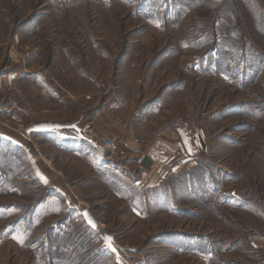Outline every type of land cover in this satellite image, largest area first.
Listing matches in <instances>:
<instances>
[{"label":"rangeland","instance_id":"rangeland-1","mask_svg":"<svg viewBox=\"0 0 264 264\" xmlns=\"http://www.w3.org/2000/svg\"><path fill=\"white\" fill-rule=\"evenodd\" d=\"M195 5L0 0V264H212L219 253L223 259L242 252L234 244L249 224L260 223L241 205L264 207V171L254 156L264 122L228 114L227 102L245 94L219 87L205 71L191 85L193 98L184 97L179 80H190L186 67L203 43L196 41L203 27L192 24ZM177 116L191 123L179 130L193 139L209 127L214 147L198 158L156 157L151 166L124 143L102 156L118 138L106 132L125 130L145 144L143 135L155 140L175 132L152 136ZM44 121L79 123L90 137L73 129L24 131ZM21 134L27 139L18 142ZM86 205L114 233L119 257L86 224ZM185 239L198 242L201 262L180 259Z\"/></svg>","mask_w":264,"mask_h":264},{"label":"crops","instance_id":"crops-1","mask_svg":"<svg viewBox=\"0 0 264 264\" xmlns=\"http://www.w3.org/2000/svg\"><path fill=\"white\" fill-rule=\"evenodd\" d=\"M195 1L196 5L194 10L198 17L197 15L195 16L197 20L196 22H192V24L197 23L203 27V34H197L196 36V41L201 40L203 43L195 46V56L198 58L197 61L191 69L186 67L185 73L187 75L190 74V80H179L180 88L185 89L184 97L187 101L193 98L194 93L191 90L193 86L191 87V85L192 83L199 85L200 78L198 74L205 71V73L211 74L215 80H218L216 83L219 87L223 89H234L238 94H245L244 98H239V100L236 99L232 104H229V102H227V104L226 102L220 103L218 107L213 108L211 115L220 113L218 109L226 104L228 107H230V105L233 106L230 110L227 108L226 112L228 114L242 115L244 117L249 116L253 120L264 122V0ZM189 33L191 34V32ZM188 37L187 33L185 38ZM204 56L210 58V60H205L206 57ZM201 62H204V64H201ZM193 76H195V79H192ZM252 89H258V91L254 93L258 99L256 105H253V98L250 95ZM246 94H248L247 97ZM234 106L239 107L238 112L235 111L236 109ZM222 111L224 112V108ZM191 117L190 115L189 118ZM224 118L226 117H218V119L221 120ZM199 119L200 118H197V120ZM203 120H207V118ZM77 124L81 129L80 132L76 131L77 134L84 137L89 135L90 137L91 132H87L85 126L79 123ZM254 130V133H259L260 136H262L263 132L260 128ZM209 133V127L204 126L196 130L195 139L190 137L187 130L171 132L155 140H150L149 136L143 135L145 136L144 141H146L144 144L138 142L136 139H130L125 130H120L119 133L113 130L106 132L105 138L113 139L114 137H118L117 140L112 143L111 149L107 147L103 148L104 151L101 153L102 156L107 159V157H109L108 154H110V156L116 154L113 152V149L117 150L118 147L124 148V143L127 147L126 149L136 154L138 162L144 165L151 166L154 161L156 162V157L173 158L176 157L177 153L184 155L185 158L193 156L198 158V155L207 151L210 145L214 147L211 143L214 134ZM16 136L15 140L18 142H20L21 138L27 139V136H22V134ZM18 136L20 138H18ZM255 147L254 156L259 163V168L264 171V143L258 142L255 144ZM122 151L123 150H119V152ZM43 171L42 167V172ZM48 174L47 177L53 179L57 178L55 174L51 172ZM237 197L235 193L231 194V199L235 202ZM259 198L260 200H264V195L259 196ZM235 205L237 204H233L232 206L234 207ZM241 206L246 213L256 215V217L259 218L260 224L259 226L249 224L248 230H250V232L245 234L242 241L234 244L235 250H242L241 253H238V256L222 259L219 253L216 255V261L212 264H264V207L256 209L249 203ZM241 206L238 205L234 208ZM85 208H87V205ZM88 209L90 208L88 207ZM91 213L95 216L92 211ZM99 222L101 223V221ZM200 243V245L204 244L203 241ZM198 248H200V246L196 241L186 239L181 241L180 259L183 260L190 256H194L197 261H200V258H202L201 255L203 254L198 251ZM201 264L208 263L201 262Z\"/></svg>","mask_w":264,"mask_h":264},{"label":"water","instance_id":"water-1","mask_svg":"<svg viewBox=\"0 0 264 264\" xmlns=\"http://www.w3.org/2000/svg\"><path fill=\"white\" fill-rule=\"evenodd\" d=\"M64 129H73L77 132H80V127L76 122H51V121H44V122H37V123H29L24 127V131L28 134L34 133H47L54 130H64ZM87 214V215H86ZM81 215L85 220L86 224L90 226L100 237L102 244L106 246L111 252H113L116 256H120L119 247L116 242L115 236L108 232L99 220L93 216L91 211L88 208H83L81 210ZM89 219L95 224V227L89 223ZM106 237H110V240H106ZM110 245V246H109ZM115 249V251H113Z\"/></svg>","mask_w":264,"mask_h":264},{"label":"built area","instance_id":"built-area-1","mask_svg":"<svg viewBox=\"0 0 264 264\" xmlns=\"http://www.w3.org/2000/svg\"><path fill=\"white\" fill-rule=\"evenodd\" d=\"M190 127H191V123L187 119L181 116L179 117L177 116L164 121L162 124L156 127L152 132V136L154 138H158L170 131H177L181 128L189 129ZM191 135L192 137H194L193 134Z\"/></svg>","mask_w":264,"mask_h":264},{"label":"snow or ice","instance_id":"snow-or-ice-1","mask_svg":"<svg viewBox=\"0 0 264 264\" xmlns=\"http://www.w3.org/2000/svg\"><path fill=\"white\" fill-rule=\"evenodd\" d=\"M87 215V214H86ZM89 223L92 224L93 227H95V224L91 221V219H89ZM106 240H110V237H106ZM110 246V245H109ZM113 251H115V249H113Z\"/></svg>","mask_w":264,"mask_h":264}]
</instances>
